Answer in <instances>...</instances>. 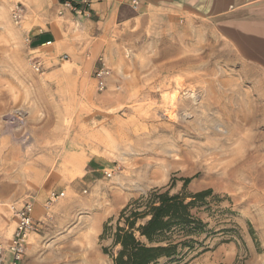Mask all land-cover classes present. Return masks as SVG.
I'll return each mask as SVG.
<instances>
[{"label": "rangeland", "instance_id": "374dc122", "mask_svg": "<svg viewBox=\"0 0 264 264\" xmlns=\"http://www.w3.org/2000/svg\"><path fill=\"white\" fill-rule=\"evenodd\" d=\"M12 5L9 15L0 6V135L24 133L47 114L108 169L119 166L111 178L97 174L89 206L72 216L62 208L53 264H112L103 224L129 200L172 180L178 191L185 178L189 191L211 188L214 198L198 213L210 231L205 250L180 264H264V66L256 56L194 18L160 41L130 42L110 64L98 57L90 79L77 81L79 95L40 107L43 60L34 53L42 68H30ZM101 64L109 75L98 89Z\"/></svg>", "mask_w": 264, "mask_h": 264}, {"label": "crops", "instance_id": "0c3cea01", "mask_svg": "<svg viewBox=\"0 0 264 264\" xmlns=\"http://www.w3.org/2000/svg\"><path fill=\"white\" fill-rule=\"evenodd\" d=\"M14 2L25 6L16 27L28 39L26 55L41 56L45 68L48 87L40 90V107L79 95L76 83L90 79L98 57L110 64L130 42L160 41L185 30L194 18L211 22L243 56L255 55L254 61L264 66V0H136L135 5L133 0H0L7 15ZM67 2L83 14L64 9ZM10 134L0 135V264H11L7 246L15 219L10 209L24 201L32 203L38 225L28 236L23 264H53L64 239L59 231L62 208L72 216L89 206L97 174L108 166L102 157L90 155L80 137H65L62 126L53 127L47 114L28 131ZM88 190L80 202V193ZM52 192L63 196L48 204Z\"/></svg>", "mask_w": 264, "mask_h": 264}, {"label": "trees", "instance_id": "16d2710c", "mask_svg": "<svg viewBox=\"0 0 264 264\" xmlns=\"http://www.w3.org/2000/svg\"><path fill=\"white\" fill-rule=\"evenodd\" d=\"M189 182L185 178L178 191L173 180L153 187L103 224L100 239L110 244L102 252L112 264H180L192 252L205 250L210 231L198 213L208 207L213 191L191 192Z\"/></svg>", "mask_w": 264, "mask_h": 264}, {"label": "built area", "instance_id": "2783aa9c", "mask_svg": "<svg viewBox=\"0 0 264 264\" xmlns=\"http://www.w3.org/2000/svg\"><path fill=\"white\" fill-rule=\"evenodd\" d=\"M133 4H136V0H133ZM62 7L64 9H68L69 11L75 13V14H83V11L80 10L76 6H71L68 2L63 3ZM62 10L59 11V14H62ZM25 16V6L21 2H15L13 3L11 7V21L15 25H19L21 21L23 20ZM28 41V39H26ZM62 59H67L66 55H63L61 57ZM28 62L30 68L34 72H40L42 68L41 60L37 55L34 53H30L28 56ZM109 75V70L101 64L100 67H98L94 72V77L97 81L98 89H103L105 86V80L107 76ZM119 168L118 165L113 166L111 169H105L103 170V175L106 178H111L113 173H115V170ZM63 196V192L50 193L48 204L52 203L59 197ZM11 214L12 217L15 219V229L12 235V238L10 240L9 245L7 246V249L9 253L12 256L11 264H23V259L25 256V249L27 245V240L29 234L34 231L38 225V221H34L32 219V203L29 201H24L20 205L12 206L11 207ZM4 249L2 243L0 242V254L2 253V250Z\"/></svg>", "mask_w": 264, "mask_h": 264}, {"label": "bare ground", "instance_id": "6f19581e", "mask_svg": "<svg viewBox=\"0 0 264 264\" xmlns=\"http://www.w3.org/2000/svg\"><path fill=\"white\" fill-rule=\"evenodd\" d=\"M172 111V110H171ZM171 114V113H170ZM175 119V118H174Z\"/></svg>", "mask_w": 264, "mask_h": 264}]
</instances>
